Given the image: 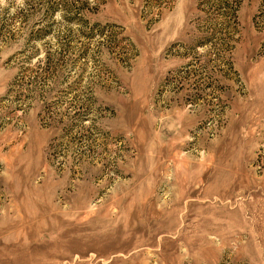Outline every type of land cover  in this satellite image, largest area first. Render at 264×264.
<instances>
[{"label":"rangeland","instance_id":"374dc122","mask_svg":"<svg viewBox=\"0 0 264 264\" xmlns=\"http://www.w3.org/2000/svg\"><path fill=\"white\" fill-rule=\"evenodd\" d=\"M0 264H264V0H0Z\"/></svg>","mask_w":264,"mask_h":264}]
</instances>
